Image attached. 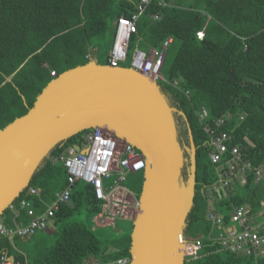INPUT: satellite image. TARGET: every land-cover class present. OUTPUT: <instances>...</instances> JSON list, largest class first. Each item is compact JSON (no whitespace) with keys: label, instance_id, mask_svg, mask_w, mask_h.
I'll return each instance as SVG.
<instances>
[{"label":"trees","instance_id":"16d2710c","mask_svg":"<svg viewBox=\"0 0 264 264\" xmlns=\"http://www.w3.org/2000/svg\"><path fill=\"white\" fill-rule=\"evenodd\" d=\"M140 1L0 0V129L26 114L53 78L87 63L90 47H100L106 37L114 35V23L137 13ZM164 1L168 5L158 0L147 4L130 48L160 49L167 38H173L162 68L167 79L159 83L170 103L186 115L187 120L178 115L180 140L189 145L187 124L193 132L197 184L186 235L194 234L203 243L199 256L186 259L185 264H264V255L231 251L217 239L219 231L228 232L231 226L240 229L231 221L237 207L247 208L251 218L262 211L264 182L257 181L250 171L244 177L235 174L225 193L209 197L207 188L219 180L218 165L211 161L209 136L198 118L203 106L209 111V120L230 113L232 120L226 130L232 136L231 144L240 147L245 160L264 168V0ZM155 14L160 18L154 19ZM81 135L58 144L45 157L14 208L9 207L0 217L5 225L31 220L27 208L20 205L23 199L42 212L67 186V168L59 156L66 147L81 143ZM136 181L133 191L124 186L139 198L143 175H137ZM31 187L40 188L41 195L31 194ZM84 205L100 212L101 202L93 186L77 181L70 201L62 204L54 217L53 234L44 230L30 238L0 235V256L28 264L130 260L131 233L113 238L97 234L76 217ZM209 210L223 217L224 227L213 225Z\"/></svg>","mask_w":264,"mask_h":264},{"label":"water","instance_id":"95a60500","mask_svg":"<svg viewBox=\"0 0 264 264\" xmlns=\"http://www.w3.org/2000/svg\"><path fill=\"white\" fill-rule=\"evenodd\" d=\"M178 115L187 120L157 81L132 67L91 60L62 72L26 114L0 129V217L54 147L101 126L134 145L146 160L130 264H185L197 148L189 124V145L180 140ZM217 192L223 194L224 186Z\"/></svg>","mask_w":264,"mask_h":264},{"label":"built area","instance_id":"2783aa9c","mask_svg":"<svg viewBox=\"0 0 264 264\" xmlns=\"http://www.w3.org/2000/svg\"><path fill=\"white\" fill-rule=\"evenodd\" d=\"M151 0H141L137 5L138 12L132 17L122 16L117 21L114 33V41L111 52L108 56V65L117 67L120 61L129 56L131 50L132 36L137 32V21L145 11L147 4ZM159 4L168 5L164 0H158ZM154 19L160 18L155 14ZM203 35L201 34L200 37ZM173 38L169 37L160 49L151 48L148 51L140 47H135L131 67L141 73L151 77L159 83L165 80L162 68L167 55L169 45ZM95 51V47H90L88 57ZM53 76L57 74L51 72ZM188 94V92H186ZM198 118L203 124L204 131L208 134L209 155L211 161L218 165V182L227 187L230 184L232 175L238 174L242 177L247 172H253L257 181L264 182V169L256 167L251 161L243 158V153L238 145L231 144L232 136L226 130V126L232 120V115L226 113L223 116L209 120V111L203 106L198 110ZM243 119V116H240ZM59 159L67 168V186L56 193L51 202L46 203L44 211L37 213L27 199L20 203L22 208H27L31 220L25 224L23 221L16 222L13 226H7L0 220V235L9 238L14 236L28 237L39 231H44L51 224L60 206L70 201L71 188L77 181L91 184L94 188L95 197L101 202L103 213L99 218L102 223L114 224L115 216L131 217L135 210L138 211L139 201L131 194V191L124 186L129 173H138L146 166V160L142 153L132 144L116 137L104 127L96 126L82 132L81 143L72 144L64 149ZM113 173H117V178L112 186L107 187L105 181L112 178ZM29 192L40 196V188H30ZM11 208H14L12 206ZM262 212L264 213V199L262 201ZM109 215L112 218H109ZM209 219L215 227H224L223 217L214 213H209ZM233 221L240 229L231 226L228 232L219 231L217 239L221 241L224 248L234 252L254 254L255 257L264 255V223L254 226L251 216L245 207H237L232 215ZM101 223V222H99ZM201 238L197 237L185 245L186 259L197 258L202 249ZM91 264H129L128 258H118L102 262L93 259ZM0 264H28L16 261L13 257L5 254L0 256Z\"/></svg>","mask_w":264,"mask_h":264},{"label":"rangeland","instance_id":"374dc122","mask_svg":"<svg viewBox=\"0 0 264 264\" xmlns=\"http://www.w3.org/2000/svg\"><path fill=\"white\" fill-rule=\"evenodd\" d=\"M114 25H116V22L114 23ZM113 41H114V35L106 37L104 43L101 44L100 47L99 46L96 47L98 48V53L96 52L97 54L95 56V59L99 64L101 65L108 64V56L111 52ZM135 47L136 46L133 45L132 49L129 52V56L125 60L120 61V64H119L120 67H125V68L131 67ZM166 79L167 78H165V80H163L161 83H165ZM178 119H179L178 123H180V126H181L182 125L181 120L180 118ZM143 174H144V169L136 174L129 173L127 175V180L124 182V185L132 190L133 188L136 187V184H137L136 176L137 175L141 176ZM117 176H118L117 173H113L112 178L107 181V184H106L107 187L112 186L113 181L117 178ZM133 194H135V197H138V194L136 192H134ZM211 206H213V204ZM137 212L138 211L135 210V213L131 217H124V216L116 215L114 224H111L109 222L102 223L103 219L98 217L100 213H103L102 204L100 205L99 213L92 211L91 209L87 208L84 205L80 208V212L78 215H76V217L78 220H82L85 223H87L89 226H91L97 234L104 236L106 238H113L119 235L132 233L133 228H134V218L137 215ZM109 218H112V217L109 215ZM96 220H98L101 223L97 224ZM186 237L190 241L195 239L194 234H191V233L187 234ZM32 244H33V241L32 240L29 241V245H32Z\"/></svg>","mask_w":264,"mask_h":264},{"label":"crops","instance_id":"0c3cea01","mask_svg":"<svg viewBox=\"0 0 264 264\" xmlns=\"http://www.w3.org/2000/svg\"><path fill=\"white\" fill-rule=\"evenodd\" d=\"M96 52L98 53V48L95 47V51H93V53H91V57L90 58L87 56L89 52L87 53L86 57L89 59V61L96 60L95 59V56L97 54ZM217 187H218V185H214L212 187H208L207 190H206L208 196L211 197L212 199H215L216 193L220 196V194L217 192ZM131 194L133 195V197H135V194H133L132 191H131ZM135 199H137V197H135ZM211 208H212L211 211H213L214 207L211 206ZM211 211L209 210V212H211ZM37 213H40V212H37ZM251 222L253 223L254 226H258V225L261 226V224L264 223V213L262 211H260L257 214V216H255L254 218H251ZM96 223L100 224L98 220H96ZM46 230L48 231L49 234H53L56 231V227L54 225V221L53 220H52L51 224L48 226V228ZM30 237L31 236H28L26 238H30Z\"/></svg>","mask_w":264,"mask_h":264},{"label":"clouds","instance_id":"9594fccd","mask_svg":"<svg viewBox=\"0 0 264 264\" xmlns=\"http://www.w3.org/2000/svg\"><path fill=\"white\" fill-rule=\"evenodd\" d=\"M117 21H118V20H117ZM116 26H117V24H116ZM262 168H263V167H262ZM263 169H264V168H263ZM216 185H218V186L220 185L218 181H217V184H216ZM225 191H226V190H225ZM224 193H225V192H224ZM221 195H222V194H221ZM137 199H138V201H139V198H138V197H137ZM138 210H139V209H138ZM26 263H27V262H26ZM129 264H130V262H129Z\"/></svg>","mask_w":264,"mask_h":264}]
</instances>
